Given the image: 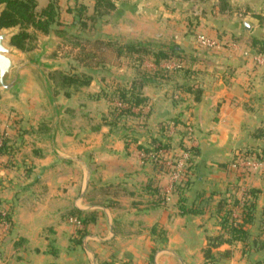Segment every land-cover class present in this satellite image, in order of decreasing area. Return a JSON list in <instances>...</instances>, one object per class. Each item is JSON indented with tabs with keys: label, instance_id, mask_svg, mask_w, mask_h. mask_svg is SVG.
Instances as JSON below:
<instances>
[{
	"label": "crops",
	"instance_id": "0c3cea01",
	"mask_svg": "<svg viewBox=\"0 0 264 264\" xmlns=\"http://www.w3.org/2000/svg\"><path fill=\"white\" fill-rule=\"evenodd\" d=\"M113 1L117 10L98 31L92 29L93 40L177 45L183 68L172 61L170 79L141 90L151 108H136L111 128L106 123L114 111L126 107L114 94L131 88L136 62L105 48L85 69L90 65L76 59L78 48L54 34L41 35L37 49L27 53L10 39L18 57L46 48L43 60L54 66L48 77L56 70L91 72L92 80L80 89H57L50 79L46 87L30 74L19 101L0 89V133L6 138L0 264H258L264 260V176H242L230 165L246 149H264V137L254 136L264 130V53L252 44H264V0ZM200 34L217 40L219 48H203ZM157 70L151 62L144 71ZM187 84L202 90L200 100L178 89ZM172 119L180 123L168 136L171 147L183 141L199 152L185 188L173 174L157 172L138 149L150 147L149 135H160V126ZM131 131L138 136L127 148L122 134ZM172 151L159 157L167 161L182 152ZM106 187L117 195L101 194ZM251 189L259 193L247 227L249 247L225 244L214 253L232 250V258L209 263L207 238L222 232L218 204L226 200L239 219ZM182 206L198 213L183 214ZM85 218L86 225L74 223ZM83 228L86 235L77 242Z\"/></svg>",
	"mask_w": 264,
	"mask_h": 264
},
{
	"label": "trees",
	"instance_id": "16d2710c",
	"mask_svg": "<svg viewBox=\"0 0 264 264\" xmlns=\"http://www.w3.org/2000/svg\"><path fill=\"white\" fill-rule=\"evenodd\" d=\"M94 12L90 14L88 7L82 4H74L72 7H67V14L72 16V21L70 24L63 21L62 10L59 8V0H46V3L41 4L39 0H0V30H8L12 28H18L19 31L11 38V45L17 49L27 53L32 52L37 49L38 45V35L42 34L44 36L55 35L61 39H64L65 42H69V45L74 44V47L78 46L77 42L79 40H84L82 36L76 35L79 30H92L98 31L99 26L104 22L108 21V18L113 16V12L117 10V7L113 0H94ZM68 4L70 0H67ZM121 12L117 13V17L121 16ZM33 30L34 33L31 34L29 31ZM82 43H88L87 45L92 46L96 51L113 48L118 55V57H127L137 64V78L132 81L131 88L129 90L122 89L118 90V96L120 102L126 105L125 109H117L114 111L112 117V123L107 122L106 124L111 128H117L120 120L123 116H133L135 115L134 110L144 109L150 107L149 99L144 97L141 93V90L145 85L155 84L159 85L163 80L170 79V70L167 68H162V65L166 62L178 61L183 68V57L182 51L177 45H164V44H150V43H136V42H119L117 39L108 38L105 41L102 39H86ZM254 47L261 45L259 51L264 53V44L260 43L258 40H253L252 42ZM81 44L80 46H82ZM81 49V47H78ZM83 49H81L82 51ZM93 56V57H92ZM91 58L82 59V61L92 62L97 57L93 54ZM151 57L154 64L158 67V70L155 73H150L142 70L143 59L145 57ZM91 64V63H90ZM179 65V66H180ZM89 69L91 67L88 66ZM189 70H186L185 73L188 74ZM92 73H82V74H64L58 70L50 72L49 79L53 82L57 89L59 88H72L80 89L82 87L89 86L92 80V76L89 75ZM56 89V90H57ZM178 89L183 93H192L195 95V99L198 101L201 98L202 90L199 87L194 85H184L179 86ZM58 92V91H56ZM68 96L69 93H66ZM108 96V95H107ZM114 96L109 97L113 100ZM179 100V99H178ZM177 102V101H175ZM151 108V107H150ZM141 111V110H140ZM173 124L165 123L160 126V135H149L151 139L150 147L138 146V149L143 153L144 160H148L152 156L156 158L152 159L154 168L157 172H166L172 173L175 172V166L173 169L167 166L163 161H161L157 156L160 153H170L173 152V148L170 144V138H168L170 131L173 127H177L180 121L178 119H172ZM172 125V126H171ZM138 136L135 131L125 132L122 134V137L126 139V147L130 148L131 138ZM255 138L264 137V130H259L255 133ZM186 137V136H185ZM183 137V138H185ZM163 138H167L166 141H163ZM187 138H190L189 135ZM0 139L3 142L2 149L5 147L6 138L4 134L0 133ZM135 141V138L132 139ZM1 149V153H2ZM175 150L185 151L191 154L189 165L186 170V176L184 181L181 180V187L189 186L190 180L189 175L192 170V157H195L199 154L196 148H188L185 146L184 142L181 141ZM250 150L257 152L256 153H244L238 154L243 157L254 155L258 159L264 160V149H255L251 148ZM176 157V156H175ZM238 174L242 176H250L248 172L237 171ZM152 185V183H150ZM148 185V186H150ZM179 188V187H178ZM101 194L108 195L114 194L112 187H106L105 189L100 190ZM259 191L251 189L245 200L241 205V216L239 219L234 217L233 208L229 207V204L226 200L221 201L218 204V213L223 214L221 220L222 232L218 236H209L207 238V247L204 251L205 259L209 263H214L217 259L229 260L232 258V250H226L224 252L214 253V250L219 249L221 246L227 244L229 246H234L236 243H241L245 247H249L250 235L247 227L253 223L254 211H255V200L258 197ZM183 203L184 199L181 200ZM238 202H235V205ZM183 214H197L198 211L196 208H187L181 207ZM264 214V211H263ZM87 219H83V224L86 225ZM7 222L12 226V220L7 219ZM85 229L79 230L77 236V242H80L85 237ZM246 253V252H245ZM218 258L216 257V255ZM258 264H264V260Z\"/></svg>",
	"mask_w": 264,
	"mask_h": 264
},
{
	"label": "water",
	"instance_id": "95a60500",
	"mask_svg": "<svg viewBox=\"0 0 264 264\" xmlns=\"http://www.w3.org/2000/svg\"><path fill=\"white\" fill-rule=\"evenodd\" d=\"M250 30L249 24L245 25ZM15 30L0 31V89L12 96L14 101H19L24 88L28 83V76L35 75L44 86H50V80L46 71L54 68L53 65L43 60L46 48L38 53L33 59L16 66L13 58L18 57V51L10 45V39Z\"/></svg>",
	"mask_w": 264,
	"mask_h": 264
},
{
	"label": "rangeland",
	"instance_id": "374dc122",
	"mask_svg": "<svg viewBox=\"0 0 264 264\" xmlns=\"http://www.w3.org/2000/svg\"><path fill=\"white\" fill-rule=\"evenodd\" d=\"M87 1H89V0H87ZM85 2V3H84ZM76 3H78V4H82V5H86L87 7H88V11H89V13L90 12H92V10H93V12H94V5H95V1L94 0H91V2L89 3V4H86L87 2L86 1H83V0H70V2H69V4H68V2H67V0H59V4H60V6H59V8L62 10V19H63V21L64 22H69L70 21V19L72 18V16L71 15H69L68 17H70V18H66V16H67V13H66V10H67V7H72L74 4H76ZM1 8H0V12H1ZM66 13V14H65ZM91 14V13H90ZM113 15V14H112ZM112 17V16H111ZM111 17H109V18H111ZM108 18V19H109ZM105 23V22H104ZM103 23V24H104ZM102 26V25H101ZM0 31H9V29L8 30H0ZM31 34H33L34 33V31L31 29L30 31H29ZM77 34L76 35H80V36H82L83 37V39L84 40H86V39H91L92 37H94V33H93V31L92 30H85V31H83V30H79V31H77L76 32ZM42 34H39L38 35V42H37V45L39 44V38H40V36H41ZM199 36V35H198ZM84 40H82V41H84ZM62 41H64V39H62ZM82 41L81 40H79V41H77V42H74V43H77L78 44V46H76L75 48H78V47H81V49H83L82 51H81V49H79L78 48V50H77V54H78V56H77V58L76 59H88V58H91V56L93 55V54H95V55H97L98 53H96L95 51V49H93V47L92 46H89V45H87L88 43H82ZM197 41H198V38H197ZM66 44H69V42H65ZM81 44H83L82 46H80ZM70 46H72V45H70ZM73 46H74V44H73ZM72 46V47H73ZM203 48H205V47H203ZM39 51H40V49H38ZM67 51V55H68V53L70 52V50H66ZM41 52V51H40ZM73 52V51H72ZM72 52H70V53H72ZM39 52H37V54H38ZM102 53V52H101ZM104 53V55H106V56H103V57H107V52H103ZM54 56L55 54L54 53H52L50 56ZM80 55V56H79ZM35 55L33 54V55H23V56H19V57H17V58H14L15 59V61H16V66L18 67L20 64H22L24 61H29V60H31V59H33V57H34ZM71 56V55H70ZM93 57V56H92ZM70 58V57H69ZM98 60V59H97ZM147 61V64H146V66H145V62ZM143 64H142V69H144V70H146V68L149 70V68H151V62H153V59L149 56V57H145L144 59H143ZM89 65H90V63H92L90 60H89ZM173 64V62L171 63V62H166V63H164L163 64V67H166V68H169L171 65ZM137 65H139V63L137 64ZM153 67V66H152ZM89 69V67L87 66V67H85V69ZM174 131H173V129L171 130V133L169 134V137H172V135L171 134H174L173 133ZM176 147L177 146H175V148L173 149V150H175L176 149ZM183 152H185V151H182L180 154H178V156H174L173 158H171V159H169V160H164V158H162V157H160L159 159L160 160H162V161H165V164H167V166L168 167H170L171 169H173V167L175 166V165H177V163H176V160H180V159H183L184 158V156H183ZM251 152H253V153H256V154H258L257 152H255V151H252V150H250V149H246V151H242V152H240V154H244V153H251ZM171 154V153H170ZM251 156H254V155H251ZM170 174H173V172L172 173H170ZM183 177V176H182ZM181 179V178H180ZM102 189H105V188H102ZM101 193V192H100ZM216 255V257L218 258V256H217V254H215ZM220 260H223V259H217V261H220Z\"/></svg>",
	"mask_w": 264,
	"mask_h": 264
},
{
	"label": "built area",
	"instance_id": "2783aa9c",
	"mask_svg": "<svg viewBox=\"0 0 264 264\" xmlns=\"http://www.w3.org/2000/svg\"><path fill=\"white\" fill-rule=\"evenodd\" d=\"M198 42L202 47L205 48H219V42L215 40L214 38L205 35V34H200L198 36ZM260 65L264 67V59L259 60ZM191 131V129H190ZM3 146V142L0 139V159H1V149ZM166 154V153H160V155ZM169 154V153H168ZM183 159H178L176 160L177 165H175V172H173L174 177L176 180H183L184 177L186 176V170L189 165L191 154L188 152H183ZM141 157H144L143 153H141ZM156 156H152L149 159H154ZM159 158V156H157ZM230 167L237 171H243V172H248L250 175H262L264 176V160L263 159H258L255 156H247L243 157L242 155H237L234 160L232 161ZM183 176V177H182ZM181 178V179H180ZM74 223H76L78 226H82V222L80 220H74Z\"/></svg>",
	"mask_w": 264,
	"mask_h": 264
}]
</instances>
